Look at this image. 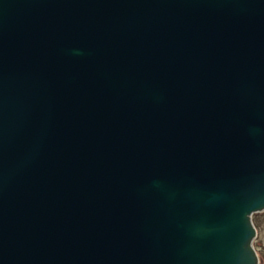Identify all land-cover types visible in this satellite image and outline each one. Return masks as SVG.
<instances>
[{"label": "water", "instance_id": "95a60500", "mask_svg": "<svg viewBox=\"0 0 264 264\" xmlns=\"http://www.w3.org/2000/svg\"><path fill=\"white\" fill-rule=\"evenodd\" d=\"M264 0H0V264H259Z\"/></svg>", "mask_w": 264, "mask_h": 264}, {"label": "rangeland", "instance_id": "374dc122", "mask_svg": "<svg viewBox=\"0 0 264 264\" xmlns=\"http://www.w3.org/2000/svg\"><path fill=\"white\" fill-rule=\"evenodd\" d=\"M252 222L256 228V237L253 240V245L259 264H264V212L252 215Z\"/></svg>", "mask_w": 264, "mask_h": 264}]
</instances>
